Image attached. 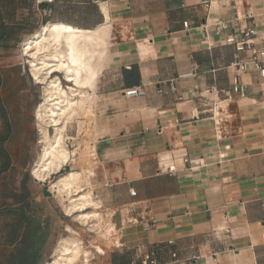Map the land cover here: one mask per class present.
<instances>
[{
  "label": "crops",
  "instance_id": "obj_1",
  "mask_svg": "<svg viewBox=\"0 0 264 264\" xmlns=\"http://www.w3.org/2000/svg\"><path fill=\"white\" fill-rule=\"evenodd\" d=\"M0 17V53L55 23L107 28L89 84L104 264H264V79L224 42L264 37V0H0Z\"/></svg>",
  "mask_w": 264,
  "mask_h": 264
},
{
  "label": "bare ground",
  "instance_id": "obj_2",
  "mask_svg": "<svg viewBox=\"0 0 264 264\" xmlns=\"http://www.w3.org/2000/svg\"><path fill=\"white\" fill-rule=\"evenodd\" d=\"M106 30L103 26L94 31H82L55 23L43 27L21 43L32 80L43 86V101L35 110L41 150L31 168V176L40 182H45L74 161L75 151H69L66 145V130L78 114L86 113L94 99L72 84L87 86L99 73L108 45ZM49 128L53 129L52 136ZM92 175L91 169L71 171L50 183V189L59 197L67 216L73 217L89 231L109 236L114 227L106 224L99 211L100 204L92 196ZM67 231L74 233L69 227ZM70 236L59 240L52 260L46 264H91L89 249L83 248L80 239ZM96 246V252L103 254Z\"/></svg>",
  "mask_w": 264,
  "mask_h": 264
},
{
  "label": "rangeland",
  "instance_id": "obj_3",
  "mask_svg": "<svg viewBox=\"0 0 264 264\" xmlns=\"http://www.w3.org/2000/svg\"><path fill=\"white\" fill-rule=\"evenodd\" d=\"M22 42L23 39H20L17 43L8 44L4 51L0 53V74L3 78L0 89V129L3 124L2 112H5V116L9 118L13 125L12 139L7 144L16 169L11 176L15 181V185H18L23 178L22 175H28V188L35 204L42 207L43 217H46V213L48 214L51 225L57 230L52 246L43 254L44 261L41 264H46L52 260L53 251L59 240L70 236L69 234H71L70 237L80 239L85 250L89 249V262L91 264H104V250L110 242V235H98L97 232L89 231V228L80 224L73 217L66 216L62 202H59V197L50 189L49 185L61 175L71 171L92 170L94 149L91 147L93 146L92 141L95 140L94 132L91 129V122L95 116L93 105L87 108L86 113L78 114L67 127L66 134L70 139H67L66 145L69 151H75L74 161L62 167L59 173L51 175L45 182L34 179L31 176V168L41 150V144H39L40 132L37 128L35 110L43 101V86L35 84L30 76L27 59L22 55ZM58 77L62 78L61 76ZM94 78L95 76L93 79L91 78L92 82ZM62 85L63 87L67 86L64 81H62ZM72 86L84 93H93L90 85L80 87V85L73 83ZM48 131L49 135L52 136L53 129L49 128ZM22 165H24L23 169H21ZM10 177H7L8 182L11 179ZM42 194L45 196L43 197ZM6 221V216L0 217V240L4 237L2 227ZM68 227L72 231L74 230V233H69L67 231ZM95 246L99 247L103 254L97 253L94 249Z\"/></svg>",
  "mask_w": 264,
  "mask_h": 264
},
{
  "label": "trees",
  "instance_id": "obj_4",
  "mask_svg": "<svg viewBox=\"0 0 264 264\" xmlns=\"http://www.w3.org/2000/svg\"><path fill=\"white\" fill-rule=\"evenodd\" d=\"M1 18V17H0ZM9 33L0 20V40L8 39ZM0 74V84H1ZM0 129V217H7L3 223L4 237L0 240V264H40L43 254L54 241L51 222L43 217V209L35 204L28 188V175L18 185L11 176L15 167L7 144L12 139V124L2 112ZM24 168L22 165L21 169ZM10 181H7V177Z\"/></svg>",
  "mask_w": 264,
  "mask_h": 264
},
{
  "label": "built area",
  "instance_id": "obj_5",
  "mask_svg": "<svg viewBox=\"0 0 264 264\" xmlns=\"http://www.w3.org/2000/svg\"><path fill=\"white\" fill-rule=\"evenodd\" d=\"M184 28H187V23L183 24ZM222 29L224 26H221ZM264 37H260L259 33L255 30H246L241 32L240 38L235 39L234 36L229 35L225 37L224 42L234 46L235 53L233 56V62L230 67L236 73H245L248 71L255 72L261 79H264V45L255 46V41L262 43ZM244 54V57L241 55ZM233 93L239 94L240 98H243L244 90L242 85L237 80L234 81L231 89ZM225 94H228L226 92ZM123 95L127 98H136L144 96L143 89L132 88L124 91ZM153 220L150 217L149 220L144 224L146 230H149L153 226ZM168 244H171L169 242ZM174 256V255H173ZM148 259L142 264H148Z\"/></svg>",
  "mask_w": 264,
  "mask_h": 264
}]
</instances>
